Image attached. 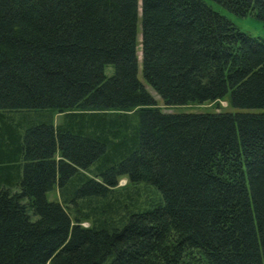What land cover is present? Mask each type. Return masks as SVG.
Instances as JSON below:
<instances>
[{
	"label": "trees",
	"instance_id": "1",
	"mask_svg": "<svg viewBox=\"0 0 264 264\" xmlns=\"http://www.w3.org/2000/svg\"><path fill=\"white\" fill-rule=\"evenodd\" d=\"M211 1L264 26V0ZM251 110L264 40L204 0H0V264H264Z\"/></svg>",
	"mask_w": 264,
	"mask_h": 264
},
{
	"label": "rangeland",
	"instance_id": "2",
	"mask_svg": "<svg viewBox=\"0 0 264 264\" xmlns=\"http://www.w3.org/2000/svg\"><path fill=\"white\" fill-rule=\"evenodd\" d=\"M213 10L218 12L219 14L226 17L229 21H231L239 30L244 33H247L250 36L258 37L264 40V26L261 21H258L253 15L247 14L244 17L237 16L232 14L225 9H223L218 4L214 3L211 0H204ZM141 41L139 36V42ZM115 70L113 66H109L106 69V74L108 77L113 76ZM139 78L143 81L142 76V62L139 59ZM145 87L150 91L153 95L155 100L158 102V106L166 113H213V112H230L232 109L228 105V101L223 100L218 103H204V104H189L187 106H180V107H169L166 106L160 96L144 82ZM251 112H264V110H251ZM40 114L30 112L27 113L28 119H36ZM12 116L15 118L20 119L22 122L25 120L24 124L26 127L28 123L26 122L25 113H12ZM54 120L56 124H61L64 119V114H56L54 115ZM27 123V124H26ZM125 179V180H123ZM119 180V188L127 187L129 185V180L127 178H123ZM49 200H62V197L59 194L58 189L56 188L54 191H50L47 194ZM142 200V199H141ZM144 200V197H143ZM142 202V201H141ZM141 204V203H140ZM90 220H84L82 225L85 227L91 226Z\"/></svg>",
	"mask_w": 264,
	"mask_h": 264
},
{
	"label": "bare ground",
	"instance_id": "3",
	"mask_svg": "<svg viewBox=\"0 0 264 264\" xmlns=\"http://www.w3.org/2000/svg\"><path fill=\"white\" fill-rule=\"evenodd\" d=\"M123 180H125V179H123Z\"/></svg>",
	"mask_w": 264,
	"mask_h": 264
},
{
	"label": "water",
	"instance_id": "4",
	"mask_svg": "<svg viewBox=\"0 0 264 264\" xmlns=\"http://www.w3.org/2000/svg\"><path fill=\"white\" fill-rule=\"evenodd\" d=\"M142 53V52H141Z\"/></svg>",
	"mask_w": 264,
	"mask_h": 264
}]
</instances>
